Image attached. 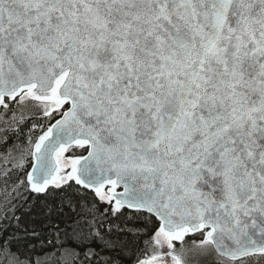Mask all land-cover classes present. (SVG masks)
<instances>
[{
    "label": "snow or ice",
    "instance_id": "6c2138e0",
    "mask_svg": "<svg viewBox=\"0 0 264 264\" xmlns=\"http://www.w3.org/2000/svg\"><path fill=\"white\" fill-rule=\"evenodd\" d=\"M0 264H264V0H0Z\"/></svg>",
    "mask_w": 264,
    "mask_h": 264
}]
</instances>
